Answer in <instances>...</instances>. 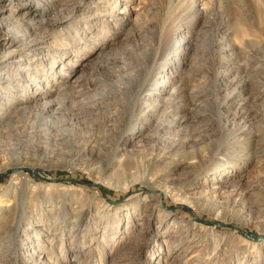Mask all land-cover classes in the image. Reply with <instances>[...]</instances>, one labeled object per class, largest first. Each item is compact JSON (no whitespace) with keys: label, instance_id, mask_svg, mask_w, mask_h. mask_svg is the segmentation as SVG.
<instances>
[{"label":"rangeland","instance_id":"1","mask_svg":"<svg viewBox=\"0 0 264 264\" xmlns=\"http://www.w3.org/2000/svg\"><path fill=\"white\" fill-rule=\"evenodd\" d=\"M0 23V264H264V0H0Z\"/></svg>","mask_w":264,"mask_h":264},{"label":"bare ground","instance_id":"2","mask_svg":"<svg viewBox=\"0 0 264 264\" xmlns=\"http://www.w3.org/2000/svg\"><path fill=\"white\" fill-rule=\"evenodd\" d=\"M11 32H9V31H5L4 30V25H3V23H0V45L3 43V42H5V41H7V40H10L11 38H13V35H11L10 34ZM98 58V57H97ZM163 68V67H162ZM159 71V70H158ZM157 73V72H156ZM157 75V74H156ZM155 77V76H154ZM144 83H145V80H144ZM138 88H139V86H137ZM136 88V87H135ZM142 90V94L140 95L139 94V96H141V103H142V101L146 98V95H147V93L149 92V90H150V87H148V85L147 86H144V88H142V89H140V91ZM138 91V90H137ZM1 92V91H0ZM140 93V92H139ZM144 95V96H143ZM223 103H220V106L222 105ZM141 105V104H140ZM136 106H137V104H136ZM2 109V108H1ZM138 109V108H137ZM240 114H242L243 112H239ZM139 120H136V123L138 122ZM230 122H232V121H230ZM223 126H224V128L226 129V136L228 137V139L227 140H229V139H234V141H233V143L234 144H236V139H239V138H241L244 134H246L245 132L247 131L246 129H244L243 127H236L234 130H232L231 131V128L230 127H228L229 126V123H228V119H226L224 122H223ZM164 127L165 126H163V124H162V126H161V128H163L164 129ZM247 134H248V131H247ZM246 134V135H247ZM158 135V138L159 139H162V138H160L162 135H160V132L157 134ZM158 139V140H159ZM160 141V140H159ZM123 144L125 145V144H127V140H125L124 139V142H123ZM158 144V147H157V154H156V156L152 159V161L150 162V166L154 169V166H155V164L157 163V160H160V158H161V155H166V154H164V152L165 151H163L167 146H166V144L165 143H163V144H159V143H157ZM232 145V144H231ZM161 151H163V152H161ZM179 162L180 161H178V162H175V164H173V166L174 167H177L178 165H179ZM15 169H16V171H18V170H20L21 168H19V166H15ZM20 173V172H19ZM191 177V176H190ZM16 188V187H15ZM161 196H163L164 195V190L161 188V187H158V188H156L155 189ZM11 191V190H10ZM12 211L13 210H11L10 211V213H9V216H10V214L12 213Z\"/></svg>","mask_w":264,"mask_h":264}]
</instances>
